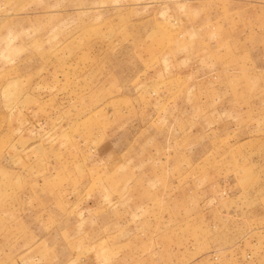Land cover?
<instances>
[{"label":"rangeland","instance_id":"rangeland-1","mask_svg":"<svg viewBox=\"0 0 264 264\" xmlns=\"http://www.w3.org/2000/svg\"><path fill=\"white\" fill-rule=\"evenodd\" d=\"M0 264H264V0H0Z\"/></svg>","mask_w":264,"mask_h":264}]
</instances>
